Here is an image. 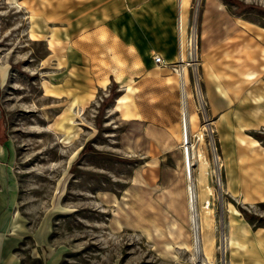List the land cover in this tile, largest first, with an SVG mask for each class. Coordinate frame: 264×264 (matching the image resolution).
Returning <instances> with one entry per match:
<instances>
[{
	"label": "rangeland",
	"instance_id": "374dc122",
	"mask_svg": "<svg viewBox=\"0 0 264 264\" xmlns=\"http://www.w3.org/2000/svg\"><path fill=\"white\" fill-rule=\"evenodd\" d=\"M79 1L0 0V264H231L246 226L264 236V200L232 188L264 187V67L223 24L264 26V0H193L186 109L180 62L122 114L115 84L87 106L54 95L51 38Z\"/></svg>",
	"mask_w": 264,
	"mask_h": 264
},
{
	"label": "crops",
	"instance_id": "0c3cea01",
	"mask_svg": "<svg viewBox=\"0 0 264 264\" xmlns=\"http://www.w3.org/2000/svg\"><path fill=\"white\" fill-rule=\"evenodd\" d=\"M192 2L189 0L185 13L188 18L187 29ZM214 2L216 8L223 9L222 2ZM218 2L222 7L218 6ZM181 13V0L79 1L72 9V17L64 20L51 38L56 42L53 53L62 55L59 72L64 74L62 81L54 87V95L67 97L74 107L87 106L101 89L115 84L118 94L114 105H121L116 107V111L122 114L126 105L133 108V100L139 95L146 76L150 77L158 65H162L155 61V55H161L167 66L173 65L172 69L180 63L184 48ZM64 17L63 14L61 18ZM223 25L225 40L232 45L236 43L239 49L241 41L245 42L249 57L253 59L252 64L264 67V26L233 17H227ZM240 56V53H234L232 58ZM203 66L208 76H219L207 52ZM254 73L249 71L247 76ZM171 78L172 75L166 79ZM105 79L107 81L103 85L101 81ZM260 150L264 152V146ZM256 170L255 180L258 179ZM252 185L251 182L246 185L241 180L232 188L246 201L264 200L263 185H256L255 188ZM244 230L246 240L240 241L238 251L232 255L231 264H264V236L256 237L258 240L254 243L257 232L248 226Z\"/></svg>",
	"mask_w": 264,
	"mask_h": 264
},
{
	"label": "bare ground",
	"instance_id": "6f19581e",
	"mask_svg": "<svg viewBox=\"0 0 264 264\" xmlns=\"http://www.w3.org/2000/svg\"><path fill=\"white\" fill-rule=\"evenodd\" d=\"M181 7H182V13H181V18H182L181 19L182 20L181 21V30H182V42H183L184 48H182V52H181V58H180V62L181 63L179 64L178 67L175 68V70H176V72L179 73L180 86L182 88V94H181V96H182V103H183L184 109H186V107H187V102L186 101L188 100V99L186 100L187 95H188L187 94L186 85L188 84V82H190V74H189V67H188V65L190 63H189V60L188 59H189V56H193V47H194V45H193V37L190 35L191 36V38H190L189 35H188V29H187V20H188V18L186 16L185 12H184V9L186 10V7H187V0H181ZM189 45L192 48L191 51L189 50ZM197 45H198V43H197ZM204 55H205V53H204ZM187 118H189V121L193 125H195V122H196V113L191 112L189 114V117L187 116ZM187 154H188V152H187ZM189 154H190V151H189ZM191 200H193L192 197H191Z\"/></svg>",
	"mask_w": 264,
	"mask_h": 264
},
{
	"label": "built area",
	"instance_id": "2783aa9c",
	"mask_svg": "<svg viewBox=\"0 0 264 264\" xmlns=\"http://www.w3.org/2000/svg\"><path fill=\"white\" fill-rule=\"evenodd\" d=\"M194 3H196V5L199 3L198 0H196ZM155 61L159 64H162V65H167L168 63L161 57V55H155L154 57Z\"/></svg>",
	"mask_w": 264,
	"mask_h": 264
}]
</instances>
